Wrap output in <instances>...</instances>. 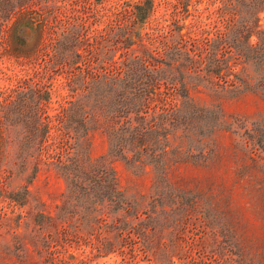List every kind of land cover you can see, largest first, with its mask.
<instances>
[{
  "label": "trees",
  "instance_id": "16d2710c",
  "mask_svg": "<svg viewBox=\"0 0 264 264\" xmlns=\"http://www.w3.org/2000/svg\"><path fill=\"white\" fill-rule=\"evenodd\" d=\"M210 2L216 19L196 24L188 19L195 10L190 0H174L168 15L146 31L151 0L128 5L115 12L118 18L107 22L99 39L85 44L79 28L66 25L48 44L49 72L62 75L68 91L59 113L18 114L38 109L31 88L1 107V141L23 159L14 176L21 177L30 164V182L42 164L63 183L55 215L39 213V227L25 233L43 264H68L78 255L90 261L132 237L140 243L136 252L152 255L147 242L169 226L165 216L183 215L197 203L195 195L171 182L174 167L204 164L223 130L254 153L264 151V138L245 119H228L220 108L222 99L244 93L264 98V24H259L264 0ZM48 85L42 86L45 98ZM194 92L210 101L195 100ZM93 132L106 144L97 160L88 155ZM114 160L134 175L149 173L147 192L121 189ZM63 243L80 248L79 254L67 253ZM158 254L161 264H170L166 248Z\"/></svg>",
  "mask_w": 264,
  "mask_h": 264
},
{
  "label": "rangeland",
  "instance_id": "374dc122",
  "mask_svg": "<svg viewBox=\"0 0 264 264\" xmlns=\"http://www.w3.org/2000/svg\"><path fill=\"white\" fill-rule=\"evenodd\" d=\"M143 1L0 0V109L19 92L31 88V99L38 109L22 108L18 114L57 115L68 99V91L62 75L49 72L52 49L48 44L52 37L66 25H74L84 44L92 38L99 39L107 22L118 18L117 10ZM151 2L153 10L142 31L167 16L174 0ZM14 5L13 10L7 11ZM214 7L210 0H190L189 8L195 10L188 19L196 24L216 19L212 14ZM259 24L262 28L263 12L259 14ZM44 82L49 83L47 98L43 94ZM192 96L201 103L210 101L203 92H194ZM220 108L228 119H245L248 129L253 128L264 138L263 97L244 93L224 98ZM1 130L0 125V264H43L25 233L39 227V213L55 215L63 183L51 168L42 164H38L30 182L26 181L30 164L21 177L14 176L23 167L22 155L13 145H3ZM105 154L104 138L93 132L89 135V157L97 160ZM112 167L121 189L127 193L147 192L149 173L134 175L118 160L112 162ZM170 180L198 199L183 215L165 216L163 221L169 226L147 242L154 247L152 255L136 252L140 243L132 237L130 242L124 241L121 249L81 261L80 248L63 243L67 253L78 255L68 264H161L159 259L163 258L158 253L163 248L167 249L170 264H264V151L254 153L231 131H218L209 159L204 164L183 163L174 167ZM24 187L28 193H24ZM86 247L83 249L88 250ZM61 255L62 251L58 252L57 256Z\"/></svg>",
  "mask_w": 264,
  "mask_h": 264
}]
</instances>
